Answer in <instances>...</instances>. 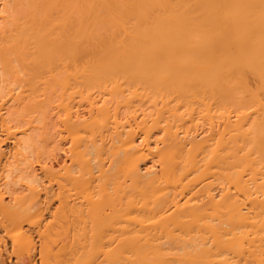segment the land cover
<instances>
[{
    "label": "bare ground",
    "instance_id": "6f19581e",
    "mask_svg": "<svg viewBox=\"0 0 264 264\" xmlns=\"http://www.w3.org/2000/svg\"><path fill=\"white\" fill-rule=\"evenodd\" d=\"M0 264H264V0H0Z\"/></svg>",
    "mask_w": 264,
    "mask_h": 264
}]
</instances>
